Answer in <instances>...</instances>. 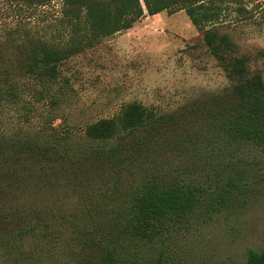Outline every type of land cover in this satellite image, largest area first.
<instances>
[{
  "label": "trees",
  "instance_id": "1",
  "mask_svg": "<svg viewBox=\"0 0 264 264\" xmlns=\"http://www.w3.org/2000/svg\"><path fill=\"white\" fill-rule=\"evenodd\" d=\"M62 1L60 40L27 35L14 58L0 54V264H152L155 247L243 211L264 186V78L226 29L234 13L254 20L263 0ZM181 11L203 31L201 47L229 91L171 114L129 102L84 127L97 146L69 144L51 116L39 133L25 132L37 110L28 95H52L64 62L149 16ZM246 264H264V248Z\"/></svg>",
  "mask_w": 264,
  "mask_h": 264
},
{
  "label": "rangeland",
  "instance_id": "2",
  "mask_svg": "<svg viewBox=\"0 0 264 264\" xmlns=\"http://www.w3.org/2000/svg\"><path fill=\"white\" fill-rule=\"evenodd\" d=\"M263 8L264 0L250 21H236L234 13L227 18L231 24L226 29L250 55L252 71L264 78ZM63 11L62 0L37 7L0 0L2 57L21 53L18 46L27 35L60 40ZM201 37L203 31L181 11L149 16L134 28L103 39L61 65L52 95H28L36 99L37 110L25 132L39 133L51 116L54 128L71 136L69 144L97 146L85 138L84 127L113 117L129 102H140L158 115L171 114L229 91L224 72L201 47ZM24 81L34 83V79ZM50 99L58 101L52 104ZM258 155L264 169V153ZM155 248L149 256L152 264H246L250 250L264 248V186L243 211L196 224Z\"/></svg>",
  "mask_w": 264,
  "mask_h": 264
}]
</instances>
